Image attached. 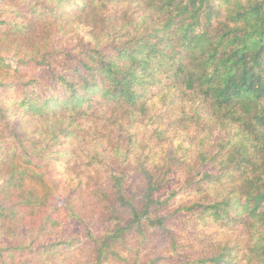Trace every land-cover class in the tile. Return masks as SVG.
<instances>
[{
	"label": "trees",
	"instance_id": "obj_1",
	"mask_svg": "<svg viewBox=\"0 0 264 264\" xmlns=\"http://www.w3.org/2000/svg\"><path fill=\"white\" fill-rule=\"evenodd\" d=\"M0 264H264V0H0Z\"/></svg>",
	"mask_w": 264,
	"mask_h": 264
},
{
	"label": "rangeland",
	"instance_id": "obj_2",
	"mask_svg": "<svg viewBox=\"0 0 264 264\" xmlns=\"http://www.w3.org/2000/svg\"><path fill=\"white\" fill-rule=\"evenodd\" d=\"M90 173H86L82 175L81 177H78L75 182L73 181H67L65 177L60 176V182H61V192L59 196V203L64 204L69 194L73 191L74 187L77 185L78 182L83 181L86 182L88 180Z\"/></svg>",
	"mask_w": 264,
	"mask_h": 264
}]
</instances>
